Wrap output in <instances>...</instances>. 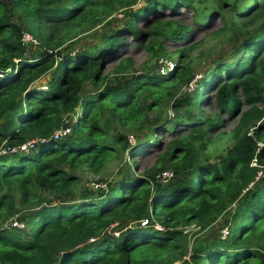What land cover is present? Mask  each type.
<instances>
[{"label": "trees", "instance_id": "16d2710c", "mask_svg": "<svg viewBox=\"0 0 264 264\" xmlns=\"http://www.w3.org/2000/svg\"><path fill=\"white\" fill-rule=\"evenodd\" d=\"M135 1L0 0V143L5 142L6 150L0 154V219L19 214L25 225L0 227V264H264V19L252 26L264 15V0H209L210 12L194 21L206 28L226 7L241 23L240 33L245 30L232 60L218 62L194 82L189 99L171 104L177 113L188 107L195 113L171 126L174 130L184 125L189 132L170 143L174 151L165 153L170 168L154 165L144 179L125 173L116 183H102L108 191L74 192L78 168L96 174L117 145L128 150V137L110 135L111 125L156 126L159 119L149 121L147 113L173 97L169 89L178 77L156 71L123 82L122 77L110 80L103 75L105 60L125 46L127 36L140 42L148 36L144 46L157 56L166 55L164 41L186 44L184 49L190 50L187 43L194 28L175 21L179 30H151L163 24L166 11L193 10L198 0H145L142 7L128 11L121 29L104 33L87 49L66 52L79 35L108 25L118 4ZM141 21H149L146 32L139 27ZM23 34L36 42L33 48L43 49L39 56L25 57ZM175 52L185 54L179 48ZM118 62L113 70L117 75L125 64L123 59ZM184 68L185 80L191 82L195 76ZM47 73L44 87H29ZM85 84L94 91L85 93ZM215 86L216 119L205 121L200 116ZM236 113L240 116L229 132L234 143L227 153L213 163L199 157L222 128V115L231 118ZM69 114H77L69 135L54 139ZM157 131L167 129L157 125L153 134ZM31 141L32 150H17ZM148 142L128 151L133 165L136 157L159 146V141L155 146ZM168 172L171 177L162 178ZM144 186L151 187L152 195L146 191L135 196ZM234 205L225 222L230 225L226 239L209 238L188 248L184 229L195 224L205 231ZM128 218L146 224L112 234L110 229L115 224L120 229ZM249 236L257 238L256 246Z\"/></svg>", "mask_w": 264, "mask_h": 264}, {"label": "rangeland", "instance_id": "374dc122", "mask_svg": "<svg viewBox=\"0 0 264 264\" xmlns=\"http://www.w3.org/2000/svg\"><path fill=\"white\" fill-rule=\"evenodd\" d=\"M2 1V0H1ZM145 0H136L135 2L118 4V9L113 13V15L109 19L108 25L98 26L95 30L90 31L89 33H85L83 35H79L74 41H72L66 52H74L78 49H87L90 46L95 45L101 36L104 33H110L114 30L121 29L123 25L126 23L128 19V11L137 10L138 8L144 5ZM213 7V1L209 0H198L193 10H186L184 8L178 9L177 14H171L166 11L165 14H162L161 18L163 19V24L160 23V26L156 29H152L151 32L160 31L163 34H168L169 31L177 29L173 22H180L183 26L186 25L194 31L191 35L190 41L187 43V46H190V50L186 51L184 49L186 44H177L176 46L169 42H163L166 46L162 55L165 56H157L155 51L149 53L145 48V41L148 39L146 36L143 42L136 41L132 36H127L125 38L124 47L120 48L116 55L111 58L105 60V64L102 66L103 75H108L110 80H113L115 77L121 78L119 82L125 81V79H132L136 76H140L144 73H158L161 68L165 67L166 63H173L171 68H168V72L174 74V76L178 77L173 81L170 85L169 91L171 92V96L167 97L161 105L158 107H154L151 111L147 113V118L149 121L158 120L156 126L158 125V129L162 130L163 128L167 129V132L157 131L156 134H153V131L156 126H152V124H148L143 128H136L139 123H136L134 128H123L118 123H113L109 129L110 135L123 134L128 137V141L131 144H128V147L125 152L122 150L121 145L116 146V153L113 156H104V166L102 170L98 173H93L87 167L78 168L74 174L79 177L78 184L75 185L74 192L79 194L83 190H92L96 191V189L102 183H107L112 181L111 184L116 183L118 179L125 173L131 172L134 178L144 179L145 174L154 165L160 167L164 166L166 169L170 168V165L165 160L168 159L167 154H171L174 151L172 145L170 144L176 137L187 135L188 136V127L182 125L172 130L171 126L176 121H180L182 118L186 121L189 113H195L192 107H188L187 110H179L178 113L171 108V104L174 100L178 99H189L191 97L189 84L190 82H186L185 78L187 75V69L191 70L192 76H199V80L206 75L218 62H227L232 60V55L234 50L240 45V42L243 40V32L240 33V30L237 27H240L241 23L236 20L235 13L230 12L229 8L223 7L219 10V15L215 16L209 26L197 27L194 24V21H198L206 17L207 13L210 12ZM194 14V17H193ZM234 16V17H233ZM264 15H261V19L254 23L252 26H257L263 22ZM15 20V17H14ZM152 21V18L149 20ZM148 21V22H149ZM146 21H141L139 23V27L142 32H146V26L148 25ZM175 27V28H173ZM142 43V44H141ZM151 45H156V43H151ZM66 46V45H64ZM184 50L183 56H180V52H175L176 49ZM28 50H25V57L39 56L43 52V49L39 46L38 48H33L32 46L27 47ZM175 50V51H174ZM35 58V57H32ZM125 61L124 67L122 68V72L117 74L113 73L114 68L119 63V60ZM130 60V62H126V60ZM181 63V64H180ZM180 64V65H179ZM180 66L182 69H180ZM49 74H45L40 77L38 80L33 82L29 87H44L48 83ZM117 75V76H115ZM192 77V78H193ZM191 81V80H190ZM116 81H113L115 83ZM222 84V83H219ZM84 92L88 93L94 91L89 84L84 85ZM217 87H214L213 92L209 94V99L205 102L203 112L200 117L204 118L205 121L213 122V119H216V96ZM150 103L151 100H148ZM78 113V111H76ZM240 116V113H236L234 117H226L225 114L222 115L224 118V123L222 124V128L217 129L212 136L211 142L208 143L204 151H199L198 156L204 159L209 160L210 162H215L222 155H225L227 151L231 148L234 141L230 136L229 132L232 129ZM77 117V114H69L65 118L64 127H70L74 118ZM226 119V120H225ZM104 123V120H102ZM210 122V123H211ZM209 123V122H208ZM160 126V127H159ZM162 126V128H161ZM202 131L205 132L204 127H200ZM200 129V130H201ZM176 133V134H174ZM195 135V134H194ZM159 141V146L153 148L148 154L144 156L136 157V165H133L132 162L129 161L128 151L132 149L131 147L136 148L139 144L142 145L146 142L147 144L156 145ZM3 143V144H2ZM2 144V145H1ZM1 146H5V142L0 143ZM0 146V147H1ZM198 147V146H197ZM167 153V154H165ZM167 157V158H166ZM261 176V173L257 174V178ZM108 186L106 185L104 189L108 191ZM150 189V191H149ZM148 192L152 195L151 187L144 186L138 189L134 193L135 196H138L139 193ZM77 196V195H76ZM241 199L238 201L240 202ZM237 202V204H238ZM236 204V206H237ZM235 208V205L232 206L228 212L224 213L212 226L205 231L199 229L195 224L189 225L186 229L183 230L184 235H186V243L188 248L198 247L204 242L209 241V238H218L222 234L221 231L227 227L230 233V225L225 226L226 220L229 218V213ZM122 208H118L116 212H119ZM30 212H28L29 214ZM25 214V213H24ZM13 216L9 217L6 220L0 219V227H5L9 225ZM143 220V219H140ZM136 219H125V223H123L120 229H117L116 224L115 227L111 228L110 231L113 233H118V230H125L128 227L133 228L138 224L141 225ZM157 222V221H156ZM159 223V222H158ZM142 226V225H141ZM251 236H249L250 238ZM250 244L256 246L257 238L252 237L249 240ZM190 252L183 258V260L187 261L189 258ZM174 264H179V261L174 262Z\"/></svg>", "mask_w": 264, "mask_h": 264}, {"label": "built area", "instance_id": "2783aa9c", "mask_svg": "<svg viewBox=\"0 0 264 264\" xmlns=\"http://www.w3.org/2000/svg\"><path fill=\"white\" fill-rule=\"evenodd\" d=\"M22 42L23 44L26 46V48L28 46H36V42L28 35V34H23V37H22ZM173 66V63H169L165 65V67L161 68L159 71L160 73H163L165 71H168V68H171ZM199 80V76H195V78L190 82L189 84V89H190V92L191 90L193 89L194 87V82ZM70 133V127H63L61 128L60 130L56 131L54 134H53V138L54 139H58V138H62V137H66L68 136ZM4 146V145H3ZM3 146L0 147V154H4L6 152V150L3 149ZM35 146V141H31V142H28V143H25L23 145H21L17 150L19 151H24V152H28L30 150H32ZM12 152L16 151L14 149L11 150ZM166 177H171V173H163V177L164 179H166ZM98 188H105V185L101 184L99 185ZM146 224V221H142L141 222V225H144ZM10 226H12L13 228H17V229H24L25 228V225H24V222L22 221L21 219V216L18 214V215H15L13 217V219H11L10 223H9ZM155 229H160V227L158 225H155ZM221 235H220V239L224 240L228 237L229 235V230L227 227H225L222 231H221ZM115 235H118V233H115Z\"/></svg>", "mask_w": 264, "mask_h": 264}]
</instances>
